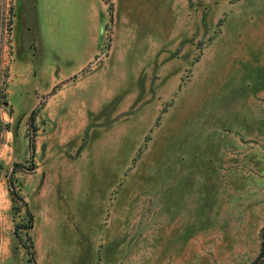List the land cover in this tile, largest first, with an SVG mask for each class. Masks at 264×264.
Wrapping results in <instances>:
<instances>
[{
  "label": "rangeland",
  "instance_id": "obj_1",
  "mask_svg": "<svg viewBox=\"0 0 264 264\" xmlns=\"http://www.w3.org/2000/svg\"><path fill=\"white\" fill-rule=\"evenodd\" d=\"M2 91L0 264H264V0H0Z\"/></svg>",
  "mask_w": 264,
  "mask_h": 264
},
{
  "label": "crops",
  "instance_id": "obj_2",
  "mask_svg": "<svg viewBox=\"0 0 264 264\" xmlns=\"http://www.w3.org/2000/svg\"><path fill=\"white\" fill-rule=\"evenodd\" d=\"M99 4H100V7H101V3H99ZM97 9H98V4H94V11H95L96 13H97ZM101 9H102V8H101ZM105 14L107 15V12H105ZM104 23H105V21H104ZM94 26H97V27H98L99 24H94ZM95 28H96V27H94V29H95ZM94 29H93V32L95 31ZM98 30H99V27H98L97 31H95V33H96V32L98 33ZM94 49H95V48H94ZM97 52H98V50L95 49L94 54L97 55ZM95 55H93V56H95Z\"/></svg>",
  "mask_w": 264,
  "mask_h": 264
},
{
  "label": "trees",
  "instance_id": "obj_3",
  "mask_svg": "<svg viewBox=\"0 0 264 264\" xmlns=\"http://www.w3.org/2000/svg\"><path fill=\"white\" fill-rule=\"evenodd\" d=\"M106 1H107V0H106ZM111 19H112V16L110 15V22H111ZM0 95L2 96V98L5 99V97H6L5 92H3V91H2V93L0 92ZM263 236H264V234H263Z\"/></svg>",
  "mask_w": 264,
  "mask_h": 264
}]
</instances>
